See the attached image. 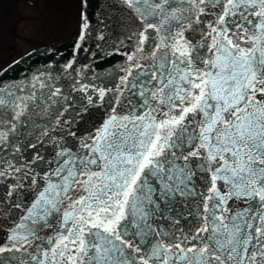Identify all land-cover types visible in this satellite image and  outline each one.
<instances>
[{"label": "snow or ice", "instance_id": "1", "mask_svg": "<svg viewBox=\"0 0 264 264\" xmlns=\"http://www.w3.org/2000/svg\"><path fill=\"white\" fill-rule=\"evenodd\" d=\"M80 9L63 69L0 74V264H264V0Z\"/></svg>", "mask_w": 264, "mask_h": 264}, {"label": "rangeland", "instance_id": "2", "mask_svg": "<svg viewBox=\"0 0 264 264\" xmlns=\"http://www.w3.org/2000/svg\"><path fill=\"white\" fill-rule=\"evenodd\" d=\"M79 0H0V66L16 55L71 35Z\"/></svg>", "mask_w": 264, "mask_h": 264}, {"label": "water", "instance_id": "3", "mask_svg": "<svg viewBox=\"0 0 264 264\" xmlns=\"http://www.w3.org/2000/svg\"><path fill=\"white\" fill-rule=\"evenodd\" d=\"M93 3H94V0H93ZM91 11H92V9L90 8L89 13H91ZM72 47H73V41L68 42L65 46L62 47L63 51H64V53H63L64 58H68V56L72 52V49H71ZM49 58L52 59V56H48L47 58H41V59L33 58L29 63V66H30L29 69H31V67H34L37 63H39V64L46 63V61L49 60ZM53 58H55V57H53ZM97 58H100V56H98ZM97 58L95 59V62L93 63L92 57H86V59H85L86 63L85 64H88L91 66L92 72L96 73L97 70H102L103 71L102 73H100V74L98 73V75H100V76H105L108 72L113 71L118 66V63L120 60L119 56H116V57L108 56L107 57L108 60H114L115 61V63L108 64L104 57L101 60H99ZM79 65H82V64L79 63ZM96 65H99V67H96ZM24 67H26V66H24V64H20L18 66L16 65V67L11 69V71L9 73H5L4 76L7 79H17L18 76L20 75L19 72L22 71V69ZM78 126L79 125H76L75 127H78Z\"/></svg>", "mask_w": 264, "mask_h": 264}]
</instances>
